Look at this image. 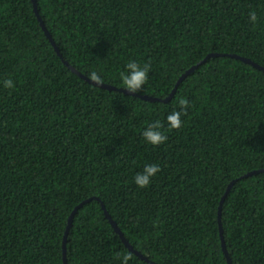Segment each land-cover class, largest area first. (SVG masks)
<instances>
[{"label": "trees", "instance_id": "obj_1", "mask_svg": "<svg viewBox=\"0 0 264 264\" xmlns=\"http://www.w3.org/2000/svg\"><path fill=\"white\" fill-rule=\"evenodd\" d=\"M0 0V264H264V0ZM258 17L247 23L249 12ZM129 60L149 65L136 94ZM12 79L14 89H4ZM92 80V79H91ZM190 102L182 127L164 117ZM159 120L165 143L140 135ZM145 164L159 172L133 182Z\"/></svg>", "mask_w": 264, "mask_h": 264}, {"label": "clouds", "instance_id": "obj_2", "mask_svg": "<svg viewBox=\"0 0 264 264\" xmlns=\"http://www.w3.org/2000/svg\"><path fill=\"white\" fill-rule=\"evenodd\" d=\"M258 21V17L254 11L249 12L247 16V23L255 26ZM149 65L144 64L143 66L136 62L135 60H129L125 65L123 70L120 72V80L123 84V89L128 93H137L141 91L142 86L145 87L148 81ZM91 79L93 81H98L100 76L92 72ZM2 87L4 89H14L15 82L12 79H3ZM177 107L173 108L172 111L164 117L165 124L167 129L173 130L182 127L181 117L184 115L185 111L190 107V102L183 97H177V100L174 102ZM164 124L159 120H156L152 123H148L140 132L144 142L148 145L158 146L165 143L167 136L164 131ZM160 170L158 164H145L143 170L137 172L133 177V182L139 188H146L151 183V178L154 177ZM120 264H129L131 257L127 254L119 257Z\"/></svg>", "mask_w": 264, "mask_h": 264}, {"label": "water", "instance_id": "obj_3", "mask_svg": "<svg viewBox=\"0 0 264 264\" xmlns=\"http://www.w3.org/2000/svg\"><path fill=\"white\" fill-rule=\"evenodd\" d=\"M32 3H33V9H34V12H35V15L40 23V26L41 28L43 29L46 37L48 38V40L51 42L52 46L54 47L55 51L58 53V55L60 56L59 54V51H58V48L57 46L54 44L49 32L47 31L46 27L44 26L42 20L40 19L39 15H38V12H37V9H36V3H35V0H31ZM219 55H222V54H218V53H213V54H209L204 60H202L201 62L197 63L196 65L192 66L191 68H189L185 73H183L177 80L174 88L172 89L171 93L164 99H160V98H153V97H149V96H142V95H138L136 93H128L126 90L124 89H121V88H116L114 86H110L108 84H103V83H99L97 81H93L91 80L90 78H88L87 76L85 75H82L81 73H79L78 70H76L75 68H73L72 66L68 65L67 62L65 60H62L64 62V64H66V66H68V68L74 72L75 74H77L78 76H80L81 78H83L84 80H86L87 82H90L96 86H99L101 88H105V89H108V90H117V91H121L125 94H131V95H134V96H138L139 98L141 99H144V100H147V101H151V102H154V101H162V102H167L171 97L172 95L174 94L175 90H176V87L179 85V83L187 76L189 75L191 72H193L198 65L202 64L206 59L208 58H211V57H215V56H219ZM231 57H234L236 59H239L243 62H246L248 64H251L253 65L254 67L258 68V69H261V70H264L263 67L259 66L257 63L255 62H252L250 59L248 58H245V57H240V56H237V55H229ZM264 169H261V170H255V171H250L246 174H244L243 176H241V178H245V177H248V176H251L253 174H256V173H259V172H263ZM236 180L232 181L226 188V191L224 193V195L222 196L221 200H220V206H219V209H218V222H219V232H220V235H221V242H222V250L224 252V255L226 256V260H227V263L228 264H232L231 263V260L229 259L228 257V254H227V251H226V248H225V245H224V241H223V237H222V228H221V223H220V209H221V205L226 197V195L228 194L231 186L233 185V183L235 182ZM84 203V202H82ZM79 204L74 210L73 212L70 214V217L68 219V223H67V227H66V230L64 232V236H63V240H62V260H63V264H66V235L68 233V229L71 225V221H72V216H73V213L76 211L77 208H79L81 205ZM101 206L104 210V214H105V217L108 219V221L110 222L111 226L114 228V230L119 234L122 242L125 244V246H127V248L132 251L134 254H136L137 256H139L140 258L144 259L145 261L149 262L150 264H155L154 262H151L149 261L144 255L140 254L138 251L134 250L132 248V246L129 245L128 241L125 239V237L123 236L122 232L118 229L117 225L115 224L114 221H112L111 217L109 216V214L106 212L103 204L101 203Z\"/></svg>", "mask_w": 264, "mask_h": 264}]
</instances>
